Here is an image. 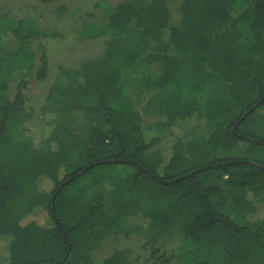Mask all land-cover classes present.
<instances>
[{
	"label": "trees",
	"instance_id": "1",
	"mask_svg": "<svg viewBox=\"0 0 264 264\" xmlns=\"http://www.w3.org/2000/svg\"><path fill=\"white\" fill-rule=\"evenodd\" d=\"M174 1L178 19L166 0H118L94 22L107 36L103 52L59 67L40 110L55 116L46 137L24 125L34 116L27 82L8 74L17 65L32 74L37 32L21 21L5 28L1 264H93L97 245L116 234L143 237L148 264H264V0ZM39 61L42 81L48 62ZM142 113L158 119L149 141ZM193 116L204 123L185 141L164 134ZM39 213L50 225L24 222ZM129 253L101 264H132Z\"/></svg>",
	"mask_w": 264,
	"mask_h": 264
},
{
	"label": "rangeland",
	"instance_id": "2",
	"mask_svg": "<svg viewBox=\"0 0 264 264\" xmlns=\"http://www.w3.org/2000/svg\"><path fill=\"white\" fill-rule=\"evenodd\" d=\"M166 1L172 17L177 18V2L174 0ZM117 4L118 0H56L52 3H42L37 0L0 1V14L8 16L6 21L2 22V27H0V48L6 45L5 28L15 26L18 21L23 22L25 28L31 27V31H33V28L37 32L36 38L32 39L28 46V49L34 55L33 61H35L32 66V74L29 75L27 69L22 65H17L18 69L11 68L9 64L15 63L14 59L9 60L8 63L10 77L27 82V89L25 90L26 107L34 116L26 121L24 125L30 129L32 135L40 136L39 133L41 132L44 135L43 137H46L52 130L55 116L48 114L42 117L40 110L45 104V98L51 85L56 80L59 67H77L83 59L96 58L102 54L107 36L97 34L99 28L95 26L94 22L106 17ZM242 9L239 5L236 7V12ZM172 23L175 24L176 21H172ZM41 56H45L48 62V71L45 80L39 81L35 78V74ZM142 70L146 72L144 67H142ZM137 77L139 80L143 78L141 73H138ZM259 113L264 115V109H260ZM142 116H144V131L147 133L146 141H149L153 136H159V128L154 125V121L158 119H153L144 113H142ZM203 123V118L193 116L186 122H179L173 125L172 128H166L164 134L171 131L175 136L182 137L185 141L187 139L184 137L185 132L190 129H198V127L203 126ZM170 142L167 139V142L161 145L166 146L168 149ZM44 188L50 189L51 184L44 183ZM263 214V212H259L256 216L261 217ZM32 219L40 224L42 223V225L45 222V224L50 225L49 218L45 213L31 215L24 222L26 223ZM145 242L146 240L138 234H132L128 237L116 234L106 238L97 245L93 253V264H101L114 250L120 249L130 251L129 259L132 264H148L150 255L144 247ZM177 242V238L167 242L163 248L167 255L176 251ZM7 243L6 239L0 240V264L5 255L8 256ZM5 262H7V258ZM171 264H174V262Z\"/></svg>",
	"mask_w": 264,
	"mask_h": 264
},
{
	"label": "water",
	"instance_id": "3",
	"mask_svg": "<svg viewBox=\"0 0 264 264\" xmlns=\"http://www.w3.org/2000/svg\"><path fill=\"white\" fill-rule=\"evenodd\" d=\"M252 109H254V108H252ZM252 111V110H251ZM80 175V174H79Z\"/></svg>",
	"mask_w": 264,
	"mask_h": 264
}]
</instances>
